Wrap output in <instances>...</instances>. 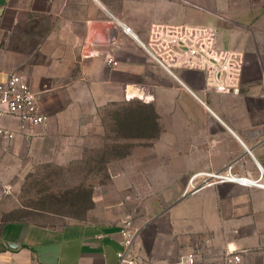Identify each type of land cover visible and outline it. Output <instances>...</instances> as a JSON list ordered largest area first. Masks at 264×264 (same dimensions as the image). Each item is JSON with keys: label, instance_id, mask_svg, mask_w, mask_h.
Segmentation results:
<instances>
[{"label": "crops", "instance_id": "1", "mask_svg": "<svg viewBox=\"0 0 264 264\" xmlns=\"http://www.w3.org/2000/svg\"><path fill=\"white\" fill-rule=\"evenodd\" d=\"M190 1L0 0V81L13 72L24 76L48 117L22 134L15 120L0 121L15 133L0 137V199L11 200L36 166L73 162L97 149L99 110L124 103L129 86L145 88L141 142L153 144L141 157L153 159L154 175L149 199L130 196L126 203L127 191L139 186L123 163L108 168L105 191L89 193L86 221L15 207L20 216L0 227V264H178L188 255L195 264H223L227 249L240 252L242 264H264V189L219 183L183 196L196 174L231 165L235 175L256 178L257 167L264 170V0L249 10L248 23L199 19L216 31L218 49L244 55L236 95L206 90L199 71L167 74L141 47L152 24H195ZM108 54L117 66L106 64ZM162 190L174 191L163 210L156 198ZM125 211L137 235L120 263Z\"/></svg>", "mask_w": 264, "mask_h": 264}, {"label": "rangeland", "instance_id": "2", "mask_svg": "<svg viewBox=\"0 0 264 264\" xmlns=\"http://www.w3.org/2000/svg\"><path fill=\"white\" fill-rule=\"evenodd\" d=\"M178 2L183 4L182 0ZM190 2L194 10L193 25H200L199 19L203 15L232 27L242 22L248 23L252 16L249 10L256 8L259 0H192ZM144 113L145 109L141 107V100L138 98L100 109L97 149L86 151L87 157L73 159V162L63 159L59 165L36 166L34 173L17 183L11 200L4 197L0 199V227L7 220L20 216L21 207L50 209L68 218L67 220L90 219L91 213L87 212L89 207L93 208V202L89 204V193L94 187L97 189V194L100 191L104 192L111 180L108 168L112 166L118 169L122 163L127 166L128 171L130 170L128 175L130 181L139 186V189L133 188L127 191L125 202L128 203L129 197L133 196L141 203V195L148 200L151 195L150 183L154 176L150 171L153 159L141 157V151L152 149L153 143L141 142V128H145L141 127V120H145ZM173 192L157 191V203L163 204L161 210L173 202V197H170ZM77 197L82 199L79 204L75 201ZM105 199L103 195L101 205L107 204L108 200ZM168 200L169 204L165 205ZM14 201L17 203L16 206ZM122 204L125 203L119 201L117 205L122 206ZM15 207L19 211L14 210ZM126 217L134 221L130 212L125 211L120 223Z\"/></svg>", "mask_w": 264, "mask_h": 264}, {"label": "built area", "instance_id": "3", "mask_svg": "<svg viewBox=\"0 0 264 264\" xmlns=\"http://www.w3.org/2000/svg\"><path fill=\"white\" fill-rule=\"evenodd\" d=\"M122 33L133 36L131 28L118 23ZM216 31L202 25L152 24L149 28L147 42L141 44L149 58L167 74L173 75L176 70L199 71L205 76V88L220 94H238L241 73L244 66V55L233 50L218 49L215 45ZM109 67L117 66L112 55L105 56ZM126 100L138 98L145 100L143 86H129L124 89ZM13 119L17 122L18 133L45 125L48 117L43 114L38 104V94L30 88L27 79L16 73H10L0 81V121ZM15 133L8 131L0 124V137L12 139ZM256 178L239 177L227 166L223 171L200 173L191 177L187 184V193L193 194L203 188L219 183H235L245 187L264 189V170L257 167ZM199 180L194 185V181ZM122 249L117 253L120 263L129 257L137 235V230L130 217L120 223ZM178 264H195L191 255L181 257ZM223 264H242L241 253L227 249Z\"/></svg>", "mask_w": 264, "mask_h": 264}]
</instances>
